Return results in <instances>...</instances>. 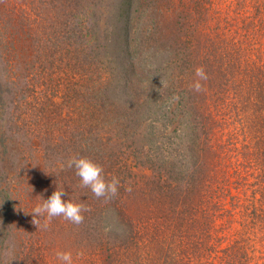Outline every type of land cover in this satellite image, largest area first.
<instances>
[{
	"label": "trees",
	"instance_id": "16d2710c",
	"mask_svg": "<svg viewBox=\"0 0 264 264\" xmlns=\"http://www.w3.org/2000/svg\"><path fill=\"white\" fill-rule=\"evenodd\" d=\"M91 1H104L101 14L109 21L106 16L94 20L99 30L90 29L85 54L77 57L72 91L78 100L86 89L89 116L84 121L92 136L85 140L83 156L103 167L106 180H120L119 192L111 198L96 197L85 187L90 194L83 216L90 223L92 252L104 256L106 264H250L248 258L255 256L250 230L264 233V192L257 184L252 193L260 192L262 200L259 205L252 200L250 210L248 201L232 192L230 174L217 166L222 140L216 131L217 126L232 131L235 125L245 139L255 121L259 143L264 141V0H72L76 17L86 11L95 15ZM127 21L123 37L120 29ZM124 38L129 48L126 66H121ZM6 59L0 103L3 93L11 96L9 88L4 91L7 84L23 77H10L14 64ZM198 67L208 76L199 92L192 87ZM113 129L129 142L120 150L121 162L108 146L110 138L97 139ZM238 136L221 144L231 145L242 170L232 169L240 178L231 181L233 189L251 184L245 161L250 154ZM7 140L0 137L2 149ZM5 176L0 173V214L12 218L16 204ZM130 202H137L142 212H130ZM105 233H113L117 249L107 261L95 249ZM220 241L227 244L219 254Z\"/></svg>",
	"mask_w": 264,
	"mask_h": 264
},
{
	"label": "rangeland",
	"instance_id": "374dc122",
	"mask_svg": "<svg viewBox=\"0 0 264 264\" xmlns=\"http://www.w3.org/2000/svg\"><path fill=\"white\" fill-rule=\"evenodd\" d=\"M103 2L91 1L89 6L96 8L95 15L86 11L78 18L72 0H0V77L3 76L5 82L7 72L3 69L6 63L4 58L14 64L10 77L20 73L23 76L15 85L7 84L4 91L9 88L11 96L7 97L3 93L5 98L0 103V137L8 139L6 149L0 146V173L3 178L7 175L4 180H8L10 194L16 204L11 210V219L0 214V264H29L31 261V264H61L56 256L58 251H70L73 264H106L104 256L91 250L88 234L90 223L87 217L80 224L63 217H54L47 222V227L42 217L38 227L30 213L56 189L64 191L63 199L79 203L84 209L89 200L90 193L82 186L75 168H69L66 164L72 156H83V152H86L85 140L87 136H92L89 124L84 121L89 116L85 86L81 90L83 99L77 100L72 89L73 85L76 87L74 65L77 57L83 58L85 54L84 42L90 37V29L99 30L95 28L97 25L94 20L99 17L103 19L107 15L101 14ZM131 13L128 11V20ZM106 19L108 22L107 16ZM127 23H122L124 30L120 29L123 37L126 29L128 32ZM121 42L123 56L119 65L126 66L127 58L124 54L129 44L127 38ZM251 114L250 119L254 121V106ZM78 118L81 120L77 121ZM228 121L232 122V118ZM254 123H251L252 129L245 139L235 125L232 131L231 127L222 129L220 126H217L216 131V138L222 140L221 144L231 143L230 140L239 135L237 139L243 140L249 151L250 156L245 159L250 165L246 179L248 183L251 182L249 186L233 189L231 181L237 182L240 178L237 179L232 169L242 170L237 167L235 158H232L235 151L230 150L231 145H219L220 155L217 160V166L230 174L227 185H231L234 194L248 201L249 210L252 200H257L256 205L260 204V192H264V141L259 143L260 135ZM227 132L232 135L229 140ZM102 135L97 139L107 142L110 138L108 146L121 162L124 154L121 151L126 150L124 147L129 142L121 141L116 129ZM97 152L100 154L101 150ZM124 161L129 164L128 158ZM1 182L3 179L0 178ZM257 184H260L262 191L253 194ZM244 192L243 197L240 194ZM98 201L100 203L97 206H102L103 202L97 200L96 203ZM137 205V202H130V212H142H139ZM225 220L223 218L220 222ZM234 229L236 225L226 232L229 237L233 236ZM220 235L226 234L221 231ZM114 241L113 233H105V238L101 239L99 245H95L97 251L107 255L106 261L117 252V249H113ZM249 241V247L255 250L251 251V254H255L254 260L248 258L249 263L264 264V233L257 227L251 229ZM226 244L225 241L219 242V254Z\"/></svg>",
	"mask_w": 264,
	"mask_h": 264
},
{
	"label": "clouds",
	"instance_id": "9594fccd",
	"mask_svg": "<svg viewBox=\"0 0 264 264\" xmlns=\"http://www.w3.org/2000/svg\"><path fill=\"white\" fill-rule=\"evenodd\" d=\"M195 75L198 79L192 87L199 92L202 89L201 81H206L208 76L203 67L196 68ZM66 166L75 168L76 174L81 178L82 186L90 187L96 197L111 198L118 194L119 178L113 177L111 180H106L103 175V167L91 158L72 156L68 159ZM128 190L131 191L130 188ZM63 195L64 191L56 189L47 199L44 198L42 203L32 209L30 213L33 214L34 223L38 227L39 219L42 217L46 220L45 227H47V222H50L54 217H63L75 224L83 222L84 207L70 199H63ZM56 256L61 264H73V255L70 251H58Z\"/></svg>",
	"mask_w": 264,
	"mask_h": 264
}]
</instances>
